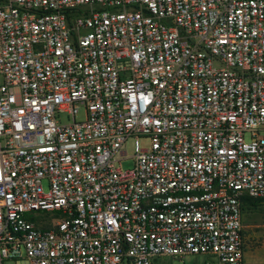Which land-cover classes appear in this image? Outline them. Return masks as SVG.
Segmentation results:
<instances>
[{
	"label": "built area",
	"instance_id": "2783aa9c",
	"mask_svg": "<svg viewBox=\"0 0 264 264\" xmlns=\"http://www.w3.org/2000/svg\"><path fill=\"white\" fill-rule=\"evenodd\" d=\"M243 196L264 0H0V264H243Z\"/></svg>",
	"mask_w": 264,
	"mask_h": 264
},
{
	"label": "rangeland",
	"instance_id": "374dc122",
	"mask_svg": "<svg viewBox=\"0 0 264 264\" xmlns=\"http://www.w3.org/2000/svg\"><path fill=\"white\" fill-rule=\"evenodd\" d=\"M61 118L62 121H66L65 116ZM76 119L77 120L84 119V108L82 106L78 107V114ZM249 139H250L249 134H245L244 140L248 142ZM140 145L142 147H146L148 144L145 140H142L140 142ZM122 149L126 152L127 158L120 162V167L123 170H127L132 167L131 156L134 153V140L133 139L127 140L126 143L123 145ZM43 186L44 189H46L47 183L44 182ZM241 217H242L244 239L247 235H249V233L253 235L255 234L256 235L255 239H258L257 237H261V238L264 237V207H262L260 210L242 211ZM206 260L207 258L201 255L187 256L182 260L172 259L170 257H159L153 261V264H205ZM5 264H12V263L8 262Z\"/></svg>",
	"mask_w": 264,
	"mask_h": 264
},
{
	"label": "crops",
	"instance_id": "0c3cea01",
	"mask_svg": "<svg viewBox=\"0 0 264 264\" xmlns=\"http://www.w3.org/2000/svg\"><path fill=\"white\" fill-rule=\"evenodd\" d=\"M254 235L249 233L244 239L243 264H264V237L255 239Z\"/></svg>",
	"mask_w": 264,
	"mask_h": 264
},
{
	"label": "trees",
	"instance_id": "16d2710c",
	"mask_svg": "<svg viewBox=\"0 0 264 264\" xmlns=\"http://www.w3.org/2000/svg\"><path fill=\"white\" fill-rule=\"evenodd\" d=\"M241 202H242V211L260 210L262 207H264L263 200L253 199L248 196H243L241 198Z\"/></svg>",
	"mask_w": 264,
	"mask_h": 264
}]
</instances>
